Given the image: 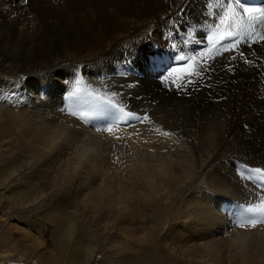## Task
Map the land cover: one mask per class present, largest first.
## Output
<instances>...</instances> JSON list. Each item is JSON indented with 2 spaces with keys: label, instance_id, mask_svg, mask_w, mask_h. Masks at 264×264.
<instances>
[{
  "label": "bare ground",
  "instance_id": "1",
  "mask_svg": "<svg viewBox=\"0 0 264 264\" xmlns=\"http://www.w3.org/2000/svg\"><path fill=\"white\" fill-rule=\"evenodd\" d=\"M4 1L19 9L18 15L26 14L24 9L32 11V27L38 31L18 44L33 50L27 61L24 51L0 45V52L18 56L16 63L6 65L0 53V157L14 163L1 171L0 188L10 192L21 182L30 184L27 191L5 200L19 211L53 206L54 222L67 205L92 209L119 205L122 220L137 218L147 227L137 238L140 243L168 232L174 235L173 222L190 219L189 225L179 227L188 237V248L165 241L167 250L159 249L157 264H264V224L232 228L246 215L244 209L264 206V41L259 40L264 36V20L253 23L255 42L243 40L237 51L228 54L205 48L207 32L218 22V0ZM248 1L264 9V1ZM109 2L119 8L105 11L103 5L112 7ZM195 22L199 25L193 28ZM158 30L166 31V41L172 44L166 50L173 65L178 55L204 54L197 63L205 71L192 77V83L180 74L175 83L165 82L174 87L184 83L189 99L165 92L161 98L163 87L159 89L156 80L136 79L117 64L113 57L118 53L105 52L123 39L149 36L148 31L153 33L149 39L163 43ZM187 43H195V48ZM97 54H102V62L96 61ZM233 55L236 60H231ZM80 56L91 65L89 75L100 77L102 83L88 78L75 89L73 73L82 67L69 70L65 61ZM142 62L148 64L146 59ZM66 71L70 98L83 105L99 102L92 96L97 93L124 109L120 118L129 126L113 125L114 112L104 105L98 117L90 119L87 108L74 100L67 109L55 105L61 89L58 79ZM34 73L36 80L25 78ZM134 121H142L147 130L157 129L159 136L134 130ZM96 126L118 128L103 134L102 129L101 133L93 130ZM230 144L229 156L223 158ZM257 168L262 171L257 173ZM198 174L203 176L201 186L191 184ZM222 210L235 213L227 219ZM65 225L60 244L68 243L82 253L75 256V264H88L96 253L95 240L89 237L83 242L72 217ZM129 226L119 234L124 235ZM28 241L34 247L39 240Z\"/></svg>",
  "mask_w": 264,
  "mask_h": 264
},
{
  "label": "rangeland",
  "instance_id": "2",
  "mask_svg": "<svg viewBox=\"0 0 264 264\" xmlns=\"http://www.w3.org/2000/svg\"><path fill=\"white\" fill-rule=\"evenodd\" d=\"M11 1L12 2L17 1L19 3L20 1L26 2V0H11ZM109 3L112 5L111 2ZM115 8H119V4H116L114 7L113 5L112 7H106L105 5H103V9L105 11L110 10L111 12ZM24 11L26 12V14L29 15L28 16L26 14H23L22 16L18 15L21 12L19 9H16L13 4L5 2L4 0H0V45H4L6 47L11 46L13 49L24 51V53L22 54L23 60L27 61L31 58V52L29 51H33V50L30 48V46L29 47L27 46V48L24 47L22 48L19 47L18 44L21 41L24 42L28 38V36L35 34L37 30L35 28L33 29L32 27L34 22V17L30 16V13H32V11L25 9ZM4 23L9 25L4 26L3 28L2 25ZM153 30L156 31L155 29ZM160 32L161 31L158 30L159 38H161L160 36L162 35L161 39L164 40L163 43H165V45L163 43L149 39L150 35L152 36L153 33L152 31H148L149 36L134 37L135 39L132 38L129 42L123 39V41L121 40L122 42L120 41L114 46L112 45L107 46L105 48V52L108 53V51H115L116 53H118V55H114L113 57L117 62V64L122 66L124 70L132 74V76L136 77V79L139 78V76L144 77V74L147 73V76H145L144 79H147L148 81L152 79L156 80L158 82L159 89L160 87L161 88L163 87L161 89L163 93V95L162 94L160 95L161 98H163V96L165 97V93H169L172 95L176 93L177 95L186 96V98L189 99L191 98V95L185 94L187 92H184L183 87L178 89L177 87L166 84L165 82L161 83L160 77L161 74L163 73L162 70L172 65H170L171 60H169L168 52L166 50V46L169 45L166 41L167 38L165 33L166 31L164 32L162 31L163 34ZM54 35L59 37L57 33L56 34L54 33ZM171 45L172 44H170L169 46L171 47ZM141 47H148V49L143 50L141 49ZM0 53L4 54L5 57L4 60L6 61V65L16 63V59L18 57L16 53H10L9 51L4 52L2 50ZM227 53L229 54L230 52ZM146 54H148L149 56ZM95 56H97L96 61H98V63L103 61L101 59L102 54H97ZM85 59H86L85 57L80 56L71 61L69 60V62L65 61L66 62L65 64L67 66L66 68H68L69 70L72 69L73 67H78V69L80 70L82 67V70L73 73V75L76 76L75 89H79L80 87H82L83 84L86 83L88 78L93 79L95 82H100V83L103 82V80L100 79V77L96 75L95 77L94 76L91 77L89 75V71L87 69H89L91 65H88L87 62H84ZM144 59H146L148 63L146 66H143L142 61H144ZM154 60L155 62H157L158 60L159 62L158 64L163 66V69H158V67L155 68L151 66V63L154 62ZM153 65L158 66L157 64H153ZM83 68L86 69L87 71H83ZM153 68H155L156 70L155 72L152 71ZM67 75L68 72L66 71L64 73V78L58 79L61 89L58 93L59 97L55 103V105L58 104L63 109L69 108L73 100L75 101V103L82 105L81 101H77L76 99L70 98L72 94V89L67 84L68 82ZM25 78H29V80H36L37 78L36 73L31 74L29 76L25 75ZM103 79H108V78L104 77ZM36 84L37 82L34 83V85ZM92 96L101 97L99 94L94 92ZM82 106L87 108L88 118L90 119L92 116L98 117V112H99L98 109L101 106H103V104L100 101L99 102L89 101L88 103H85ZM78 115L83 116L84 112L80 111ZM113 115L116 117L115 113ZM132 119L134 120L133 117ZM140 123L141 122L134 121L131 124V127H134V130L138 129L139 131L145 132V134H149V132H151L149 134L150 136H159V134H156L158 132L157 129L147 130V127H142ZM111 127L114 129L118 128L115 126H111ZM97 129H102V128H99L98 126L93 127V130L98 131V133H101V131ZM107 132L108 131L106 132L104 131L103 134ZM133 133L134 131H132L131 134L133 135ZM229 142L232 143L231 141ZM231 146L232 144H230L224 150V153H222L221 155L222 157L229 156V151H231ZM13 166H14L13 162L6 160L3 157H0V174L1 171L5 170L7 167H13ZM202 183H203V176H201V174L200 176L198 174L195 178L191 180V184H196L197 186H201ZM20 186L18 188L12 189L10 192H6L5 190L0 188V264H75L76 263V261L74 260L75 256L76 255L79 256V253L80 255L82 253L78 252V250L73 251V248H71L70 244L68 243H64V245L60 244L62 242L61 239H59L64 235L63 231L65 230L64 228H66L65 224L67 219H69L70 217H72L74 220L76 232L79 237L81 236V240L83 242H87L90 240L91 237H93V239L95 240L94 242H96L97 244L96 253L93 259L88 264H157L156 260L159 259L158 257L159 249H161L162 251L167 250V247L164 243L165 241L166 244H168L170 242L167 241L171 240L174 244L176 243L177 247H181L183 249L186 247L185 250L190 245L188 244V239H187L188 237H185V235L182 233V231L179 228L182 225H189L190 219L187 221L177 220L173 222L174 235L172 234L170 236L168 232V234H166L164 237L159 236L157 237L158 239L154 241L153 239L151 240L149 238L150 242L149 241L148 243L145 242L146 243L145 244L143 241L141 243L140 241L138 242L139 239L137 238L141 236L142 233L141 231L143 230L144 232V230H146L145 228L147 227L143 225V222L141 223V220L139 222V219L137 218L136 219L128 218L129 219V220L127 219L128 221L126 220V218L122 220L119 217V213L121 211L119 205L117 206L113 205L114 208H112V205L111 208L109 206L105 209L93 208L94 210L90 207H86L85 205H79L76 207L75 206L71 207L67 205L62 208L63 211L61 209L63 213L59 214V219L56 220L57 222L56 221L54 222L51 216L52 215L51 213L54 212L53 206L52 207L46 206L41 210L34 208L31 209L26 208L24 210L19 211L10 202L8 203V201L5 200L8 196H12L15 192L27 191V188L30 186V184L21 182ZM192 196L193 195H189L188 197L191 198ZM8 205H10L12 208ZM222 213H225V218L229 219L230 216L229 214H234L235 210H222L221 214ZM118 224L120 226L122 225V227L120 228ZM128 226L130 228L128 229V231H126L124 235L119 234L121 230L125 229ZM232 228H235V226L233 225ZM27 232L30 233L28 238L26 236ZM31 235H33L34 237H32ZM86 236L90 238L88 239ZM30 238H37L39 240L38 243L34 244V247H32L30 245L31 243L28 241L30 240ZM181 243L183 244L181 245ZM200 243H202V241ZM38 244H40V246H37ZM227 262L228 261H225L224 263Z\"/></svg>",
  "mask_w": 264,
  "mask_h": 264
},
{
  "label": "snow or ice",
  "instance_id": "3",
  "mask_svg": "<svg viewBox=\"0 0 264 264\" xmlns=\"http://www.w3.org/2000/svg\"><path fill=\"white\" fill-rule=\"evenodd\" d=\"M221 4V10L217 13L218 22L213 23L205 37L207 43L205 48L216 53L237 51L243 40H253L256 37L252 34V26L255 21L264 20V9H259L253 6H248L242 3V0H218ZM259 40L264 41V36H260ZM200 43L204 44V40ZM175 46V45H174ZM203 52L194 53L191 56L178 55L174 58L173 66L164 69L161 74V83L170 81L175 83V77L180 74L181 79L186 83H192V77L199 75L200 72L205 71L204 67L197 63L198 59H203ZM237 57L233 55L231 60H236ZM245 63H252L245 59ZM211 71V68L207 69ZM231 70V68H229ZM184 87V83L177 85V88ZM93 99L100 101L105 107L109 108L111 112L116 114V120L113 123L115 126H129L127 120L122 121L120 113L124 112L123 108H118L111 100H104L99 96H94ZM126 116L127 113H124ZM147 119V117H145ZM142 122V121H141ZM101 130V129H97ZM104 131H111V127L103 128ZM167 135L169 133L165 132ZM257 173L262 170L255 169ZM264 188V184L261 185ZM245 216L239 218L234 226L239 228H255L257 224H264V206L259 209L248 207L244 209ZM258 213V214H256ZM247 214H256L248 216Z\"/></svg>",
  "mask_w": 264,
  "mask_h": 264
}]
</instances>
